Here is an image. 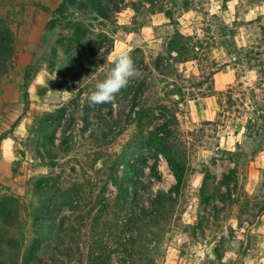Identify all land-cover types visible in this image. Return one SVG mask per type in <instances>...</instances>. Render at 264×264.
Listing matches in <instances>:
<instances>
[{
  "label": "rangeland",
  "instance_id": "obj_1",
  "mask_svg": "<svg viewBox=\"0 0 264 264\" xmlns=\"http://www.w3.org/2000/svg\"><path fill=\"white\" fill-rule=\"evenodd\" d=\"M98 2L0 0L14 39L0 79V206L19 202L18 264H264V0H101L106 19ZM124 49L141 76L91 104ZM141 82L135 110L154 120L138 136L127 115Z\"/></svg>",
  "mask_w": 264,
  "mask_h": 264
},
{
  "label": "trees",
  "instance_id": "obj_2",
  "mask_svg": "<svg viewBox=\"0 0 264 264\" xmlns=\"http://www.w3.org/2000/svg\"><path fill=\"white\" fill-rule=\"evenodd\" d=\"M110 1V0H108ZM114 5V13L120 12L121 8H119L115 3ZM65 4L62 3L60 5V9L64 8ZM108 7H102L101 0L97 3L96 7L93 9V11L101 18L106 19L109 15ZM13 35L12 31L8 25V21L6 18H3V16H0V79L5 73L6 69L10 67L12 64V56L14 54V43H13ZM177 56L181 54V52L176 53ZM188 61L187 59L182 60V62ZM157 69V68H156ZM144 83L141 82L138 84V86H130V89H134V96H133V102L132 106L130 108V111L127 115L128 121H131L132 123L136 124V127L138 128V136H142L143 129L151 125L152 121L154 120V116H149V109L143 110V108L138 109L137 111L135 108L139 106V99H141L143 93L145 92ZM27 76H24V82H23V98H24V107L23 111L27 112L28 106H29V98L27 94ZM129 88V87H128ZM181 94H179L180 96ZM151 115V113H150ZM172 120H175V116L173 114L170 115ZM167 125V124H166ZM142 128V129H140ZM170 131H166L164 133L165 136H162L161 138H158L162 143V149L160 148V152L165 154L164 151L165 147H168V138L170 136ZM148 142H153V139L148 138ZM128 160L127 163L129 165L130 172L128 173V179L130 181H135L138 176V172L142 170V168L139 167L140 163V154L129 153L128 154ZM167 165L172 173V175L175 178L176 184H175V191L178 192L179 188L181 187L183 183L184 178V168L181 166L180 163H177L175 158L170 157L165 154ZM140 168V169H139ZM163 194L158 195L157 199L155 200L154 204H158L161 199H163ZM10 205H2L0 206V229H2V232L0 234V264H18V245L15 243L12 237H10L9 229L13 227V224L11 222V217L13 215H16L17 211L16 208L19 206V202L16 201L13 198H7L5 199ZM15 209V211L13 210ZM5 228V230H4ZM6 256V259H3V256Z\"/></svg>",
  "mask_w": 264,
  "mask_h": 264
},
{
  "label": "clouds",
  "instance_id": "obj_3",
  "mask_svg": "<svg viewBox=\"0 0 264 264\" xmlns=\"http://www.w3.org/2000/svg\"><path fill=\"white\" fill-rule=\"evenodd\" d=\"M110 67L102 80L94 85L87 99L95 104L112 103L122 89L128 87L130 81L141 76L129 49L121 50L109 57Z\"/></svg>",
  "mask_w": 264,
  "mask_h": 264
},
{
  "label": "crops",
  "instance_id": "obj_4",
  "mask_svg": "<svg viewBox=\"0 0 264 264\" xmlns=\"http://www.w3.org/2000/svg\"><path fill=\"white\" fill-rule=\"evenodd\" d=\"M216 45V51H218L220 49V51H223L224 46L223 45H219V44H215ZM224 54V52H222ZM190 61H194V59H191ZM228 70H230V65L226 62L222 63V68L221 69H216V71L212 74V78H218V80L216 81L217 86L220 85V89L221 87L224 85L222 84L224 79H227L228 75L231 74V72H229ZM234 69H231V71H233ZM233 74V73H232ZM215 90V89H214ZM217 90V88H216ZM214 97V94L208 95V98H212ZM197 99L191 98L189 102H194L197 103Z\"/></svg>",
  "mask_w": 264,
  "mask_h": 264
}]
</instances>
